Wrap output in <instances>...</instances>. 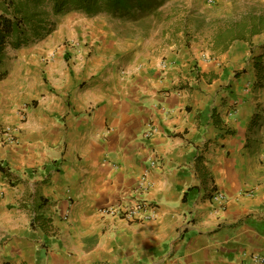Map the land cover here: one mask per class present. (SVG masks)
<instances>
[{
    "label": "crops",
    "instance_id": "0c3cea01",
    "mask_svg": "<svg viewBox=\"0 0 264 264\" xmlns=\"http://www.w3.org/2000/svg\"><path fill=\"white\" fill-rule=\"evenodd\" d=\"M57 23L2 68L0 126L15 127L18 143L0 146V264L264 257L258 55L235 42L206 61L197 45L164 43L168 33L158 43L78 12ZM141 197L155 220L98 212Z\"/></svg>",
    "mask_w": 264,
    "mask_h": 264
},
{
    "label": "rangeland",
    "instance_id": "374dc122",
    "mask_svg": "<svg viewBox=\"0 0 264 264\" xmlns=\"http://www.w3.org/2000/svg\"><path fill=\"white\" fill-rule=\"evenodd\" d=\"M261 15H264V0H164L163 6L156 13L147 15L138 24L130 20L112 21L106 15L98 17L123 32L130 26L133 32L139 33L146 40L156 33L154 38L158 43H161L160 35L166 36L168 33L164 43L175 44L179 50L197 45L201 58L213 61L227 52L233 43L244 42L234 40L235 35L242 33L250 17ZM244 43L249 45L251 54L258 55L255 59L264 55V34L254 36L250 42ZM239 74L237 72V76ZM259 84L263 86L264 81Z\"/></svg>",
    "mask_w": 264,
    "mask_h": 264
},
{
    "label": "trees",
    "instance_id": "16d2710c",
    "mask_svg": "<svg viewBox=\"0 0 264 264\" xmlns=\"http://www.w3.org/2000/svg\"><path fill=\"white\" fill-rule=\"evenodd\" d=\"M164 0H0V79L9 50L26 48L44 40L57 28L58 18L78 12L89 17L106 15L111 20L140 23L156 13ZM234 40L250 42L264 34V15L250 17ZM130 30H133L130 28ZM143 31V30H141ZM264 55L255 59L259 83L264 81Z\"/></svg>",
    "mask_w": 264,
    "mask_h": 264
},
{
    "label": "built area",
    "instance_id": "2783aa9c",
    "mask_svg": "<svg viewBox=\"0 0 264 264\" xmlns=\"http://www.w3.org/2000/svg\"><path fill=\"white\" fill-rule=\"evenodd\" d=\"M17 143L18 136L16 128L8 125L0 126V146L15 145ZM151 187V183L147 181L146 178H143L139 184L138 191L140 192V195H146ZM213 201L222 204L221 209H223L226 197L223 193L216 192L213 196ZM157 210L158 207L156 205L149 202L145 197H141L135 199L129 205L118 203L100 208L98 212L105 217L134 223L155 220L157 218ZM253 264H264V257L255 256L253 258Z\"/></svg>",
    "mask_w": 264,
    "mask_h": 264
}]
</instances>
